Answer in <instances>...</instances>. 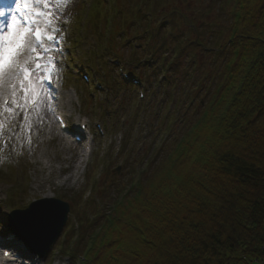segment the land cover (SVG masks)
I'll use <instances>...</instances> for the list:
<instances>
[{"label": "rangeland", "instance_id": "374dc122", "mask_svg": "<svg viewBox=\"0 0 264 264\" xmlns=\"http://www.w3.org/2000/svg\"><path fill=\"white\" fill-rule=\"evenodd\" d=\"M113 1L117 2V6ZM113 1L89 0V8L85 5L82 12L75 17L77 30L65 32V43L73 42L74 45L78 43V46L81 47L80 56L75 55V57L77 56L75 58L72 55V58L76 62L80 61L86 64L85 58L92 55L96 51L97 46H99V30H102L104 26L108 30L115 20L126 18L133 25L132 31L115 38L116 44L112 49L116 51V54H110L111 56L120 58L127 68V60L132 61L129 55V45L131 44L132 46L133 42L139 45L142 44L141 47L146 44L150 46L153 44L158 45L159 47L156 50L159 49L161 51L159 55L160 59L155 64L157 73L153 77L151 76L152 81L146 82V99L144 101L140 100L141 103L139 104L136 92H133V90L123 91L119 87L115 88L114 85H111L110 80L115 76L110 77L108 75L107 79H105V69L102 71L99 68L101 80L108 87V90L100 94L97 93L94 103L87 98L88 94L83 93L85 95L82 97L83 103L81 100L73 97V102L70 105L68 100L60 96V104L58 106L63 109L65 116L71 114L68 116L69 123L76 117L83 118L82 115H85L84 117L91 121V127H93L94 122L99 121L106 130V136L103 137L95 134L93 139V136L90 135L92 137V153L87 162L84 161V164L80 166L77 165L78 162H81L80 147L68 142L64 134H61L57 127H55L50 119L49 110L56 101H49L46 97L38 106V111H33L29 117L32 123V131L36 133L33 135V146L31 148L28 146L24 147L20 155L13 154L9 156V143H11L9 142L7 143L8 149L3 148V151L0 152V156L6 157L0 162L1 204L8 205L9 209H24L32 201L56 193L61 200L67 202L70 206L69 217L62 234H60L56 244L51 247V252L38 264H77V262H72V259L67 255L70 253L68 249L69 245L74 247L73 252L75 249L79 251L82 239L85 237L93 239L92 236H95L96 241H98L93 255H95L96 259H101L99 264H154L159 260V256L157 255L158 250H155L149 243L146 245L144 240L137 233H134L133 229L136 221L134 214L131 213L134 210V206H137V210L149 208V211H152L144 215L145 221L142 222V225L157 227L155 230H158V227L161 225L159 223V216L161 215L162 219H165L163 218V214L159 212V209L161 210L163 207L162 204H159L160 208H156V205L158 204L157 201H162L160 198L163 195L162 189L166 187L164 183L168 181L165 178L171 171L172 166L167 169L169 171L164 178L160 179L159 177L160 183L157 181L154 185L150 184L151 190L146 195L147 199L140 201L139 197H134L130 200V203L134 204V206L132 207V212L124 218L123 224L120 223L118 225L117 230L120 234L108 233L113 228V223L118 222H116L117 216L111 217L113 221L110 228H101L96 231L95 229L102 222L105 224L108 222L106 216L110 213H107L106 210L112 208V205L116 206L119 203L118 201L121 200L120 194L124 192V189L128 188V184L136 181L138 172L142 173V168L147 166L146 164H149L150 158L155 155L156 151L154 150L161 146L159 144L168 139L169 136L175 135L173 130H178L182 124L192 119L193 114L197 110V104L201 100L204 102L205 95L202 91L206 92V85L208 86L210 80L213 79L214 81L216 68H211L208 65L209 55L206 53L203 55L202 48L200 47L191 49L186 53L185 58L183 57L180 64L181 69L171 70L177 73V75L169 70V65L172 60L171 55L174 53V49L171 46V38L178 35L180 30L184 34L182 27L183 20L175 17L178 14L177 12L180 11L182 14H186L184 16L187 23H185L188 26H192L193 24L194 26H197V24L200 26L202 23L204 24L208 21V15L204 16L206 12L208 14H213V12L217 14V0H156L158 3H162V5L151 18L144 10H140L141 14L152 25L163 24L164 27L161 30L162 37H158V41H146V33L141 29L140 23L128 16L130 12H134V9L138 10L133 7V3L136 0ZM77 2L79 1L77 0ZM252 3L257 7L261 2L259 0H252L248 4ZM67 6L68 9L73 6L71 10H76L75 3H70ZM225 10L232 12L233 8L227 7ZM148 11H150L149 8ZM169 13H171L170 21L166 17H163ZM172 20L175 22V27H173ZM191 20L198 22H192ZM95 26L96 28H94ZM80 30L83 31L79 33ZM200 38L203 41L210 40V36L207 33L203 36L201 35ZM192 39L193 36L190 33L187 40ZM166 47H169V50H166ZM149 51L145 53L149 54ZM92 56L95 59L98 54L95 53ZM158 64H165L168 67V81L175 75L172 84L170 83V85L165 86V83L159 84L154 79L158 74ZM97 65L101 67V65ZM142 69L140 70V76L144 79L151 72L147 71V68ZM59 81L62 83L60 79H56L55 83L58 84ZM64 83L65 81L62 84ZM203 86L204 90H202ZM74 87L77 90L80 89L78 84H75ZM55 95L57 94L55 93ZM121 118L124 119L122 125L119 122ZM181 118L184 119L181 121ZM22 119V116L17 117V123ZM3 122L5 124L9 123L6 116ZM203 125L205 124L198 127V131L195 132L197 136L200 130H202ZM168 133H170L169 136ZM118 149L119 153H117ZM16 150L17 152L21 151L19 144L16 145ZM113 152H116V156L112 155ZM92 155L93 158L95 157L94 164H91ZM196 162L197 160L193 159L187 171L182 172L178 170V177L174 175V179H179L177 184L179 187L182 185L184 191L188 187L187 184L191 183L193 185L194 181L202 182L201 180L204 177L205 171L195 166ZM77 166L79 169H77ZM117 168L119 169L118 172L115 171ZM75 170H78V176L70 178L75 174ZM170 182L168 181L167 184ZM184 182L185 184H183ZM85 183L93 186V193L87 199L90 198L91 201L98 202L99 206H96V211L95 208L89 209L83 204L85 199L81 193ZM171 190V188L168 189L166 199L163 200L166 206H169L171 202H175L177 198L181 199L179 195H175ZM101 191H103L102 200H100ZM127 195L123 196V202L127 201ZM0 210L5 213L4 209ZM3 213L2 215H4ZM81 213H86V219L89 224L96 218V215H100V218L95 219L96 222L92 227L87 223L80 225L78 217ZM1 229L5 228L1 227ZM67 233H69V236L65 240ZM105 234L104 238H99L100 235ZM156 241L157 239L154 237L152 243ZM65 251L67 253L63 254ZM89 258L91 259L92 255ZM78 264L82 263L78 262Z\"/></svg>", "mask_w": 264, "mask_h": 264}, {"label": "trees", "instance_id": "16d2710c", "mask_svg": "<svg viewBox=\"0 0 264 264\" xmlns=\"http://www.w3.org/2000/svg\"><path fill=\"white\" fill-rule=\"evenodd\" d=\"M230 1L236 2L238 16L230 15L226 36L216 41L214 87L184 123L180 143L173 139L151 158L132 196L116 207L118 222L108 232L120 234L117 227L134 206L130 200L147 199L150 184L160 183L172 166L165 178L171 182L164 183L156 205L162 204L165 219L159 214L158 230L142 225L149 208L134 206L131 213L134 233L158 250L154 264H264V0L257 7L248 4L252 0H224L223 8ZM224 14L221 8L215 15ZM203 29L197 26L199 37ZM193 159L204 177L184 191L174 175L187 171ZM169 188L181 199L166 206ZM93 252H87V264L100 263Z\"/></svg>", "mask_w": 264, "mask_h": 264}, {"label": "snow or ice", "instance_id": "6c2138e0", "mask_svg": "<svg viewBox=\"0 0 264 264\" xmlns=\"http://www.w3.org/2000/svg\"><path fill=\"white\" fill-rule=\"evenodd\" d=\"M71 2L0 0V151L11 142L9 156L22 154L25 145L33 146L35 134L29 117L45 97L49 101L56 98L54 82L60 77L64 55L61 45L66 36L63 25L70 19L64 16L65 6ZM5 116L7 124L3 122ZM20 116L23 119L17 123ZM5 136L7 139H3ZM5 158L0 156V162ZM55 213L53 207H37L24 226L40 235ZM0 253L7 258L6 264H29L5 245L0 244Z\"/></svg>", "mask_w": 264, "mask_h": 264}, {"label": "water", "instance_id": "95a60500", "mask_svg": "<svg viewBox=\"0 0 264 264\" xmlns=\"http://www.w3.org/2000/svg\"><path fill=\"white\" fill-rule=\"evenodd\" d=\"M66 211V208L63 207L61 216L55 220L53 219L47 230H45L40 235H36L27 227L16 229L15 232L26 242L27 245H30L31 247L35 248L37 245L42 243L44 245V250H42L40 254H43V252H45V250H47V248L50 247V245L56 239L59 230L64 223Z\"/></svg>", "mask_w": 264, "mask_h": 264}, {"label": "bare ground", "instance_id": "6f19581e", "mask_svg": "<svg viewBox=\"0 0 264 264\" xmlns=\"http://www.w3.org/2000/svg\"><path fill=\"white\" fill-rule=\"evenodd\" d=\"M71 177H73V175H72ZM71 177H70V178H71ZM48 196H51V194H49V195H46V197H48Z\"/></svg>", "mask_w": 264, "mask_h": 264}]
</instances>
